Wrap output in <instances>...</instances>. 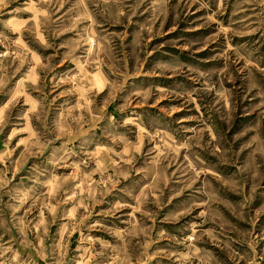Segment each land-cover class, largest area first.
<instances>
[{"label": "rangeland", "instance_id": "obj_1", "mask_svg": "<svg viewBox=\"0 0 264 264\" xmlns=\"http://www.w3.org/2000/svg\"><path fill=\"white\" fill-rule=\"evenodd\" d=\"M0 264H264V0H0Z\"/></svg>", "mask_w": 264, "mask_h": 264}, {"label": "water", "instance_id": "obj_2", "mask_svg": "<svg viewBox=\"0 0 264 264\" xmlns=\"http://www.w3.org/2000/svg\"><path fill=\"white\" fill-rule=\"evenodd\" d=\"M3 146H2V142H1V139H0V149L2 148Z\"/></svg>", "mask_w": 264, "mask_h": 264}]
</instances>
